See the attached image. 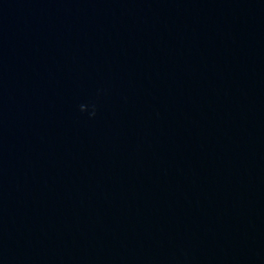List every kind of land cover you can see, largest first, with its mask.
Returning a JSON list of instances; mask_svg holds the SVG:
<instances>
[{
    "label": "water",
    "instance_id": "95a60500",
    "mask_svg": "<svg viewBox=\"0 0 264 264\" xmlns=\"http://www.w3.org/2000/svg\"><path fill=\"white\" fill-rule=\"evenodd\" d=\"M0 264H264V0H0Z\"/></svg>",
    "mask_w": 264,
    "mask_h": 264
},
{
    "label": "clouds",
    "instance_id": "9594fccd",
    "mask_svg": "<svg viewBox=\"0 0 264 264\" xmlns=\"http://www.w3.org/2000/svg\"><path fill=\"white\" fill-rule=\"evenodd\" d=\"M96 114V109H95V104L92 105V110L88 113V115L91 116H95Z\"/></svg>",
    "mask_w": 264,
    "mask_h": 264
}]
</instances>
